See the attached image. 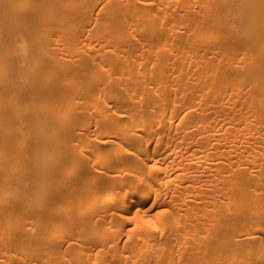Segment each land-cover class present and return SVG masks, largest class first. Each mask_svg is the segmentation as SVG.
Segmentation results:
<instances>
[{"label":"bare ground","instance_id":"1","mask_svg":"<svg viewBox=\"0 0 264 264\" xmlns=\"http://www.w3.org/2000/svg\"><path fill=\"white\" fill-rule=\"evenodd\" d=\"M0 264H264V0H0Z\"/></svg>","mask_w":264,"mask_h":264},{"label":"snow or ice","instance_id":"2","mask_svg":"<svg viewBox=\"0 0 264 264\" xmlns=\"http://www.w3.org/2000/svg\"><path fill=\"white\" fill-rule=\"evenodd\" d=\"M157 215L163 216V215H166V213H158ZM143 224L146 225V226H149V227H155V225L152 223V221H149V220L143 221ZM140 226L141 225L138 223L137 227H140Z\"/></svg>","mask_w":264,"mask_h":264}]
</instances>
